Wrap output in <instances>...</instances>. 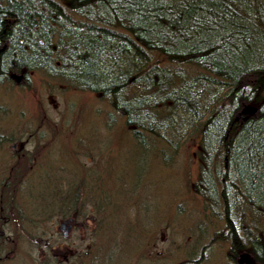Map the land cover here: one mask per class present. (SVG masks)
<instances>
[{
  "label": "trees",
  "instance_id": "obj_1",
  "mask_svg": "<svg viewBox=\"0 0 264 264\" xmlns=\"http://www.w3.org/2000/svg\"><path fill=\"white\" fill-rule=\"evenodd\" d=\"M0 51L8 83L42 72L109 98L163 164L193 140L195 191L223 207L229 257L264 264V0H0Z\"/></svg>",
  "mask_w": 264,
  "mask_h": 264
},
{
  "label": "rangeland",
  "instance_id": "obj_2",
  "mask_svg": "<svg viewBox=\"0 0 264 264\" xmlns=\"http://www.w3.org/2000/svg\"><path fill=\"white\" fill-rule=\"evenodd\" d=\"M32 77L29 86L0 84V133L22 142L31 136L20 158L9 152L14 140L0 148V193L16 194L3 201L17 241L7 264H233L221 235L228 231L223 207L195 191L193 140L163 164L152 153L163 147L151 140L143 152L109 98L42 72ZM220 165L205 167L216 176ZM61 183L62 190L54 186ZM72 199L80 210L64 237L59 223L72 217ZM143 249L151 261L135 260Z\"/></svg>",
  "mask_w": 264,
  "mask_h": 264
},
{
  "label": "flooded vegetation",
  "instance_id": "obj_3",
  "mask_svg": "<svg viewBox=\"0 0 264 264\" xmlns=\"http://www.w3.org/2000/svg\"><path fill=\"white\" fill-rule=\"evenodd\" d=\"M0 53H1V51H0ZM23 73H25V71H23ZM26 74H28V75L25 76ZM26 74H24L23 78L26 77L28 79L29 77H32V75L35 74V73H33V71H28V73H26ZM17 76H18V74H11V72L9 73V78L11 80H18ZM21 77H22V75H20V81H18L19 83L21 82ZM6 78H7V75H6L5 71H4V69L0 67V84H4L5 81H6ZM29 81H31V80L29 79ZM22 83L23 82H21L20 84H22ZM4 116H5L4 113H0V120H2L1 117H4ZM39 121H40V123H43L44 122V118L40 117ZM27 126L30 129L36 128V130L38 129L40 132H44L42 130L43 126H41V124L36 126V123H32V124H28ZM30 134L33 135L34 133L31 131ZM30 138H31V136H29L26 140H24L22 142V141L14 140L13 137L10 136V135L8 136L6 134L0 133V148L2 146H5L6 143H9L12 140H14L10 144L11 145V149L9 150V152L11 153V156L13 158H15V159L16 158H20L21 154H23V151H25L24 155L29 152V150H24V147L29 142ZM18 142H19V146H18ZM4 163L5 162L2 161L1 166H3L2 164H4ZM4 167H2V169ZM52 175H50V176H52ZM9 197H11V198L16 197V194L15 193L14 194L13 193L12 194L0 193V201H2V204H0V264H7L6 260L12 253H13L12 257L14 256L15 244H17V241L14 239V235L7 232V227L11 223L8 221V218L3 214V211H4V208H3L4 203H3V201L6 198H9ZM78 212L79 211H72V217H68V218L70 220H71V218H73V222H74L75 221V216H76V214H78ZM7 244H14L13 250L9 251ZM50 246H51L50 244H45L46 250H48L50 248ZM136 248H140V246H136ZM144 249H145V246H144ZM144 249L142 250L140 255L138 254L137 257L135 258V260H138L137 262L142 261V260H147L148 262L151 261V260H148V258L143 255L144 254ZM46 250L41 249V252L44 253V251H46ZM46 262H47V264H52L53 263V258H52V262H51L50 258H48L46 260ZM233 262H234L233 264H238V261H233ZM240 263L243 264V262H240ZM9 264H14V263H9Z\"/></svg>",
  "mask_w": 264,
  "mask_h": 264
},
{
  "label": "bare ground",
  "instance_id": "obj_4",
  "mask_svg": "<svg viewBox=\"0 0 264 264\" xmlns=\"http://www.w3.org/2000/svg\"><path fill=\"white\" fill-rule=\"evenodd\" d=\"M0 67H1V65H0ZM2 68V67H1ZM7 83V79H6V81H5V83L4 84H6ZM255 112H257V109L255 110ZM249 117V116H248ZM130 129V128H129ZM130 132H131V129H130ZM133 136V135H132ZM133 139H135V137L133 136ZM220 189V187H219V185L218 186H216V193L218 194V190ZM242 255H245V256H247V257H242L241 258V256ZM253 255V254H252ZM251 255V257L253 258V259H251V261H253L251 264H259V263H256L255 262V260H254V255L252 256ZM248 259H250V254L248 253V252H246V251H244V250H239V251H235L234 253H233V256L232 257H228V260H231V261H238L239 263L238 264H242V263H240V262H246V263H248L247 261H249Z\"/></svg>",
  "mask_w": 264,
  "mask_h": 264
},
{
  "label": "water",
  "instance_id": "obj_5",
  "mask_svg": "<svg viewBox=\"0 0 264 264\" xmlns=\"http://www.w3.org/2000/svg\"><path fill=\"white\" fill-rule=\"evenodd\" d=\"M256 108L252 107L251 105H246L242 108V110L237 114V117H244L247 118L248 116L252 115L255 112ZM225 162V166L227 163V158L224 159ZM68 223V221H63L61 223V228L64 230V235H67L68 230L70 228V226L66 227V224Z\"/></svg>",
  "mask_w": 264,
  "mask_h": 264
}]
</instances>
